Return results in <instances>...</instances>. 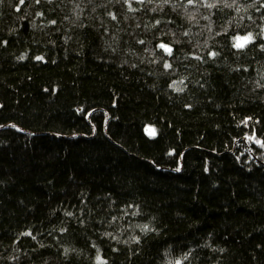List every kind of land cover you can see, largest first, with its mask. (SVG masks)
I'll return each mask as SVG.
<instances>
[{
  "label": "trees",
  "instance_id": "obj_1",
  "mask_svg": "<svg viewBox=\"0 0 264 264\" xmlns=\"http://www.w3.org/2000/svg\"><path fill=\"white\" fill-rule=\"evenodd\" d=\"M262 45L264 0H0V264H264Z\"/></svg>",
  "mask_w": 264,
  "mask_h": 264
},
{
  "label": "snow or ice",
  "instance_id": "obj_2",
  "mask_svg": "<svg viewBox=\"0 0 264 264\" xmlns=\"http://www.w3.org/2000/svg\"><path fill=\"white\" fill-rule=\"evenodd\" d=\"M21 3L24 2V0H20ZM141 2H143V0H141ZM189 2H191V0H189ZM113 19H116V17L113 15L112 16ZM53 23H55V21H53ZM234 40H235V43L233 44V47L236 48V49H243L247 44L251 43L253 41V37L251 34L249 35H245V36H240V35H236L234 37ZM141 43H143V41H141ZM160 48L164 49L166 52L169 53V55L172 54V48L171 47H168L166 46L165 44L161 43L159 45ZM262 47H264V45H262ZM210 56H216L217 53L215 52H210L209 53ZM199 58V57H198ZM37 60H41L42 57H36ZM166 68H169L171 67V65L169 64H165L164 65ZM154 134V132H153ZM257 143L261 144L262 147H264V142H261V141H256Z\"/></svg>",
  "mask_w": 264,
  "mask_h": 264
},
{
  "label": "water",
  "instance_id": "obj_3",
  "mask_svg": "<svg viewBox=\"0 0 264 264\" xmlns=\"http://www.w3.org/2000/svg\"><path fill=\"white\" fill-rule=\"evenodd\" d=\"M0 128H3V127H0Z\"/></svg>",
  "mask_w": 264,
  "mask_h": 264
}]
</instances>
